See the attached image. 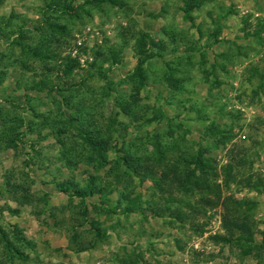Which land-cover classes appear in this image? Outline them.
I'll list each match as a JSON object with an SVG mask.
<instances>
[{
    "label": "rangeland",
    "instance_id": "374dc122",
    "mask_svg": "<svg viewBox=\"0 0 264 264\" xmlns=\"http://www.w3.org/2000/svg\"><path fill=\"white\" fill-rule=\"evenodd\" d=\"M0 228V264H264V0H0Z\"/></svg>",
    "mask_w": 264,
    "mask_h": 264
},
{
    "label": "trees",
    "instance_id": "16d2710c",
    "mask_svg": "<svg viewBox=\"0 0 264 264\" xmlns=\"http://www.w3.org/2000/svg\"><path fill=\"white\" fill-rule=\"evenodd\" d=\"M143 70L140 67H137L135 69V77L138 80L139 85H142L144 80H143ZM172 85H175V87L178 86V82L173 81L171 78L167 79ZM82 139L85 143H87L88 145L91 143L90 137H88L87 135H82ZM91 145V144H90ZM185 165L183 167V169H181V171L179 172L178 169V174L176 175L174 173V176H171L172 178H169L168 183L169 184H174L176 187L178 186L180 189L185 190L187 189L188 185L191 183V181L195 180L194 182L196 183V180H198L196 178V171L199 173V175H201V178L204 179V182H207L209 180H206L204 175L206 176V172L208 170L212 171L211 167L207 166L205 160L203 159V157L198 153L197 155L194 156H189L186 160H184ZM123 166L119 167L116 166V169L118 170V172H123L125 174H135L136 169L138 168L136 164H134L133 162H129L126 159L123 160ZM176 171V169H175ZM228 176H231L232 173V168L228 169L227 171ZM170 177L168 175H166L165 178ZM168 179V178H167ZM156 186V188H160L161 184L159 185L154 184ZM208 187V186H207ZM69 187H66L65 190H67ZM87 192H85L84 196L88 195V196H93V195H101V196H105L108 193H104V190H98V192H90L89 190L86 189ZM125 203H127L128 208H126L129 211L133 210L134 207V201L132 199H130L129 197H123ZM83 215H85V213H83ZM160 216V215H159ZM161 217V216H160ZM224 223V229L226 230L227 235H233L234 230L236 229H240V232L244 235L245 233H249L250 232V228L249 226L244 223L242 225L236 224V226L233 224V222H229L228 217H224L223 220ZM249 231V232H248ZM19 240V239H17ZM221 241L228 243L230 240H226V239H221ZM3 243V251L8 254L9 256L13 255V254H19L18 252H13L16 251L15 248L13 247L12 243L8 240L7 235L3 232V230L0 228V244ZM264 243V242H263ZM13 253V254H12ZM20 255V254H19Z\"/></svg>",
    "mask_w": 264,
    "mask_h": 264
}]
</instances>
